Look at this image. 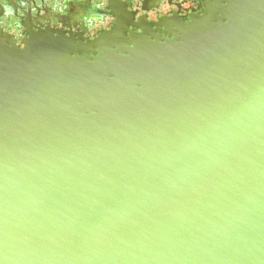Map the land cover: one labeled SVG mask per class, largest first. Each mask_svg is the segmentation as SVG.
I'll return each instance as SVG.
<instances>
[{
	"label": "water",
	"instance_id": "95a60500",
	"mask_svg": "<svg viewBox=\"0 0 264 264\" xmlns=\"http://www.w3.org/2000/svg\"><path fill=\"white\" fill-rule=\"evenodd\" d=\"M174 26L0 43V264H264V0Z\"/></svg>",
	"mask_w": 264,
	"mask_h": 264
},
{
	"label": "flooded vegetation",
	"instance_id": "af4514ba",
	"mask_svg": "<svg viewBox=\"0 0 264 264\" xmlns=\"http://www.w3.org/2000/svg\"><path fill=\"white\" fill-rule=\"evenodd\" d=\"M209 0H0V43L23 47L34 34L64 35L75 50L119 27L120 38L172 39L175 23L203 15ZM62 35V36H63ZM92 51L98 50L91 48Z\"/></svg>",
	"mask_w": 264,
	"mask_h": 264
}]
</instances>
